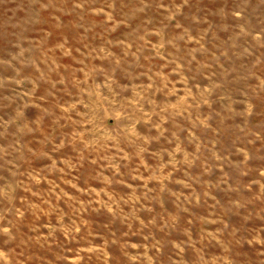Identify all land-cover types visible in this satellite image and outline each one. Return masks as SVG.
<instances>
[{
  "label": "rangeland",
  "instance_id": "rangeland-1",
  "mask_svg": "<svg viewBox=\"0 0 264 264\" xmlns=\"http://www.w3.org/2000/svg\"><path fill=\"white\" fill-rule=\"evenodd\" d=\"M0 264H264V0H0Z\"/></svg>",
  "mask_w": 264,
  "mask_h": 264
}]
</instances>
